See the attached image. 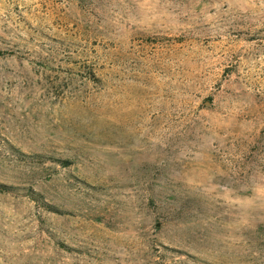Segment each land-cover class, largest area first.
I'll return each mask as SVG.
<instances>
[{
    "label": "rangeland",
    "instance_id": "1",
    "mask_svg": "<svg viewBox=\"0 0 264 264\" xmlns=\"http://www.w3.org/2000/svg\"><path fill=\"white\" fill-rule=\"evenodd\" d=\"M0 264H264V0H0Z\"/></svg>",
    "mask_w": 264,
    "mask_h": 264
},
{
    "label": "trees",
    "instance_id": "2",
    "mask_svg": "<svg viewBox=\"0 0 264 264\" xmlns=\"http://www.w3.org/2000/svg\"><path fill=\"white\" fill-rule=\"evenodd\" d=\"M2 52L0 51V54H1Z\"/></svg>",
    "mask_w": 264,
    "mask_h": 264
}]
</instances>
